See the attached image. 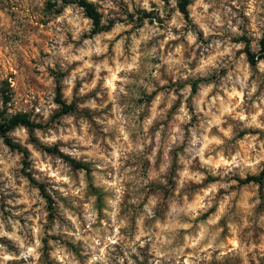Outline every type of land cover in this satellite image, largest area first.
<instances>
[{
  "label": "rangeland",
  "instance_id": "rangeland-1",
  "mask_svg": "<svg viewBox=\"0 0 264 264\" xmlns=\"http://www.w3.org/2000/svg\"><path fill=\"white\" fill-rule=\"evenodd\" d=\"M87 1L0 0V264H264V0Z\"/></svg>",
  "mask_w": 264,
  "mask_h": 264
},
{
  "label": "trees",
  "instance_id": "trees-1",
  "mask_svg": "<svg viewBox=\"0 0 264 264\" xmlns=\"http://www.w3.org/2000/svg\"><path fill=\"white\" fill-rule=\"evenodd\" d=\"M63 3H66V0H61ZM178 6L179 12L183 15V18L186 21H189V14H188V6L190 4V0H175ZM78 6L83 9L85 16L89 18L92 22L94 27V34L99 33L103 30L100 18L96 11L93 8V5L88 2L87 0H78ZM246 56L248 62L251 66H254L258 59L264 58V29L262 32V37L259 41V51L257 54H253L250 51L246 52ZM199 81H195L192 86L191 90L194 93L197 89ZM1 101L3 105H6L9 102V98L6 96L1 97ZM56 103L59 105L60 115H65L68 113H73L76 111V108L73 104H67L61 98V88L59 85L56 87ZM18 126H23L29 130L31 133L35 128L38 126L32 124L28 117L25 114H15L10 116L7 119H2V115L0 114V136L4 139L5 144L12 150H16L21 153L24 157L27 156V151L23 148L20 144L13 142L9 137L8 133ZM47 151L56 153L62 158L65 162H67L71 167L74 169H82L84 171H89L87 165L77 162L76 160L58 152L56 149H47ZM244 184L254 183L259 186L260 191L264 186V168L259 172L258 175H251L247 176L245 179L241 181Z\"/></svg>",
  "mask_w": 264,
  "mask_h": 264
}]
</instances>
